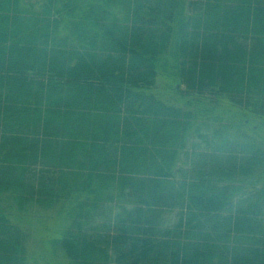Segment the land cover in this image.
I'll list each match as a JSON object with an SVG mask.
<instances>
[{
    "label": "trees",
    "instance_id": "1",
    "mask_svg": "<svg viewBox=\"0 0 264 264\" xmlns=\"http://www.w3.org/2000/svg\"><path fill=\"white\" fill-rule=\"evenodd\" d=\"M260 124L264 0H0V264L5 195L67 264H264Z\"/></svg>",
    "mask_w": 264,
    "mask_h": 264
},
{
    "label": "rangeland",
    "instance_id": "2",
    "mask_svg": "<svg viewBox=\"0 0 264 264\" xmlns=\"http://www.w3.org/2000/svg\"><path fill=\"white\" fill-rule=\"evenodd\" d=\"M167 84L169 85L168 87H173L176 82L168 80L164 78L163 75H160L157 78L156 83L157 92H163L165 89L168 91L166 88ZM228 110L230 109L228 108ZM226 115L227 118L231 119L234 118L233 116H236L233 115V111H229V113L224 114L221 117L224 118ZM239 116L240 121L243 122L245 120L244 117L242 115ZM250 122L251 124H254L251 120ZM260 127H262L260 134L264 136V124H262V126L260 124ZM2 200L6 202V208L10 213V216H12L13 221L28 233L29 237L26 243L27 251H29V255L33 260H36L40 264H67L65 263V258L61 254L48 253L46 244L43 245L41 243V241L47 240L46 238L50 235L47 232V225L49 226L52 224L55 225V227L60 228V224H58L57 221L59 218H54L57 215L56 212L52 210H42L37 205H30L24 211H21L15 207L9 195L3 196Z\"/></svg>",
    "mask_w": 264,
    "mask_h": 264
}]
</instances>
